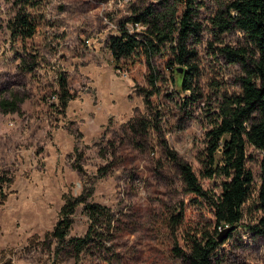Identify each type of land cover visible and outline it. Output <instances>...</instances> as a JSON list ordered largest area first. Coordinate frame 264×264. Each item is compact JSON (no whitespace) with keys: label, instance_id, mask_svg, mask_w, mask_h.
<instances>
[{"label":"rangeland","instance_id":"1","mask_svg":"<svg viewBox=\"0 0 264 264\" xmlns=\"http://www.w3.org/2000/svg\"><path fill=\"white\" fill-rule=\"evenodd\" d=\"M160 0H44L28 10L34 36L13 38L8 27L19 0H0V264H185L174 253L191 237L215 231L209 198L185 190L180 163L193 169L214 200L223 178H204L201 161L208 132L226 95L242 92L243 60L223 49L254 47L241 31L220 32L213 19L227 0H195L201 25L186 65L167 46L153 59L160 92L146 105V57L116 63L108 39L135 10ZM131 32L144 25L127 24ZM248 58V57H247ZM190 68H194L190 70ZM193 74V91L177 92L179 70ZM71 99L60 102L59 79ZM254 181L243 219L215 252V264H264V232L253 229L263 215L258 192L262 154L247 146ZM84 195L108 208L88 247H59L51 233L67 198ZM70 237L82 238L92 220L77 207ZM89 239V241H90Z\"/></svg>","mask_w":264,"mask_h":264},{"label":"trees","instance_id":"2","mask_svg":"<svg viewBox=\"0 0 264 264\" xmlns=\"http://www.w3.org/2000/svg\"><path fill=\"white\" fill-rule=\"evenodd\" d=\"M44 0H19L20 8L8 27L13 38L25 41L34 36L36 25L28 10L38 9ZM195 0H160L157 5H149L135 10L125 22L119 25L117 34L108 39L107 46L116 63L129 59L140 53L146 57L148 66L147 82L149 88H141L146 105H151V98L160 92L161 74L155 70L152 59L169 47L174 60L186 65L195 57V51L189 47L191 39L199 40L201 25L195 21L197 7ZM223 9L213 19L220 32L237 29L245 34L250 44L253 56H247L246 48L232 49L227 47L222 52L232 61L243 60L244 76L241 78L242 92L238 95L223 97L208 132L210 147L206 160L201 161L204 178H223L220 195L214 200L199 183L193 169L187 163H180L181 176L188 193L211 201L216 220V229L204 232L200 236L190 238L188 250L182 251L175 247L174 253L185 264H215V252L223 245L240 226L243 219V205L249 199L254 177L247 169V146H252L262 154L261 185L258 192L260 208L263 211L255 231L264 232V0H227ZM127 24L144 25L142 32H131ZM248 57V58H247ZM194 68H190L193 70ZM174 83L178 93L193 91V74L184 70L176 74ZM60 102L66 108L71 96L67 87V79L61 75L59 79ZM19 101L14 98L9 101L2 99L0 107L6 112L19 110ZM66 199L60 218L53 231L47 235L59 247H68L80 251L93 241V235L98 234L96 228L107 230L100 219L110 217L108 208L95 203H88L84 195ZM84 205L92 223L88 232L82 238L70 237L72 215L79 205ZM227 237L220 241L221 232L231 228ZM90 239V241H89Z\"/></svg>","mask_w":264,"mask_h":264},{"label":"water","instance_id":"3","mask_svg":"<svg viewBox=\"0 0 264 264\" xmlns=\"http://www.w3.org/2000/svg\"><path fill=\"white\" fill-rule=\"evenodd\" d=\"M179 71H180V72H183V69H181V70H179ZM231 229H233V227H231V228H227V229H225L223 232H221V234L219 235L218 239H219L220 241H222L223 239H225V238L227 237L228 232H229Z\"/></svg>","mask_w":264,"mask_h":264},{"label":"built area","instance_id":"4","mask_svg":"<svg viewBox=\"0 0 264 264\" xmlns=\"http://www.w3.org/2000/svg\"><path fill=\"white\" fill-rule=\"evenodd\" d=\"M138 26V25H137Z\"/></svg>","mask_w":264,"mask_h":264}]
</instances>
